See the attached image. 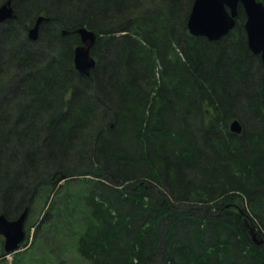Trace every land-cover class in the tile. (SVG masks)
Returning <instances> with one entry per match:
<instances>
[{
	"label": "trees",
	"instance_id": "obj_1",
	"mask_svg": "<svg viewBox=\"0 0 264 264\" xmlns=\"http://www.w3.org/2000/svg\"><path fill=\"white\" fill-rule=\"evenodd\" d=\"M193 2L12 0L0 214H29L0 264H264L245 225L264 239V64L244 12L220 40L191 35ZM81 27L97 34L89 76Z\"/></svg>",
	"mask_w": 264,
	"mask_h": 264
},
{
	"label": "water",
	"instance_id": "obj_2",
	"mask_svg": "<svg viewBox=\"0 0 264 264\" xmlns=\"http://www.w3.org/2000/svg\"><path fill=\"white\" fill-rule=\"evenodd\" d=\"M239 6L243 8L246 16L244 27L248 47L253 53L262 54L264 64V3L260 0H194L187 22L188 29L193 36L205 37L210 41L219 40L235 27ZM16 18L12 0H7L0 7V24ZM46 19L44 16L37 18L33 28L29 30L30 40H38L40 26ZM75 33L80 36L81 44L73 50L74 67L80 74L89 76L97 64L91 54L97 35L86 27L78 28ZM66 34L65 31L64 35ZM230 130L240 134L243 127L238 120H233ZM28 213L27 208L16 219H8L5 214L0 215V236L5 239L4 247L7 253L16 252L24 242ZM245 225L254 242L263 244L260 228L248 221H245Z\"/></svg>",
	"mask_w": 264,
	"mask_h": 264
},
{
	"label": "rangeland",
	"instance_id": "obj_3",
	"mask_svg": "<svg viewBox=\"0 0 264 264\" xmlns=\"http://www.w3.org/2000/svg\"><path fill=\"white\" fill-rule=\"evenodd\" d=\"M237 32H239V31H237ZM5 47H4V45L2 44L1 46H0V55L2 56V54H3V50H5L4 49ZM8 53H10V51H7V52H4V54H8ZM1 62V61H0ZM0 86H2V83L0 82ZM10 89V88H9ZM2 90L0 89V99L2 98V97H5V96H9L10 95V93L9 92H6V94H2V92H1ZM248 124L250 125L251 124V122H248ZM264 232V231H263ZM3 240V238L1 237L0 238V241H2ZM1 251V250H0ZM8 258V260L9 261H12V256H10V257H7Z\"/></svg>",
	"mask_w": 264,
	"mask_h": 264
},
{
	"label": "flooded vegetation",
	"instance_id": "obj_4",
	"mask_svg": "<svg viewBox=\"0 0 264 264\" xmlns=\"http://www.w3.org/2000/svg\"><path fill=\"white\" fill-rule=\"evenodd\" d=\"M238 12H239V14H240V12H244V10H243V8H241V6H239ZM244 15H245V14H244ZM237 19H239V17H238ZM241 24H242V23H241ZM244 24H245V21H244L243 25H244ZM235 27H236V26H235ZM40 29H41V26H40ZM40 29H39V31H40ZM232 31H233V30H232ZM232 31H231V32H232ZM231 32H230V33H231ZM230 33H229V34H230ZM229 34H228V35H229ZM39 37H40V33H39ZM28 38H29V33H28ZM29 40H30V39H29ZM38 40H39V38H38ZM38 40H37V41H38ZM219 40H220V39H219ZM30 41H32V40H30ZM37 41H32V42H37Z\"/></svg>",
	"mask_w": 264,
	"mask_h": 264
},
{
	"label": "bare ground",
	"instance_id": "obj_5",
	"mask_svg": "<svg viewBox=\"0 0 264 264\" xmlns=\"http://www.w3.org/2000/svg\"><path fill=\"white\" fill-rule=\"evenodd\" d=\"M236 24H237V20H236ZM236 24H235V26H236ZM235 28V27H234ZM233 28V29H234ZM245 28V27H244ZM261 55V57H262V54H260ZM235 120H238V119H235ZM239 121V120H238ZM240 122V121H239ZM241 123V122H240ZM242 125V124H241Z\"/></svg>",
	"mask_w": 264,
	"mask_h": 264
}]
</instances>
